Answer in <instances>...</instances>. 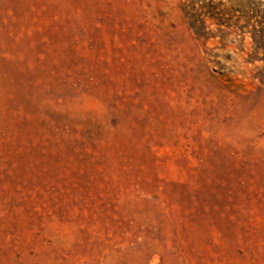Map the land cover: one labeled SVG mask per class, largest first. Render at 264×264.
<instances>
[{
	"label": "rangeland",
	"instance_id": "obj_1",
	"mask_svg": "<svg viewBox=\"0 0 264 264\" xmlns=\"http://www.w3.org/2000/svg\"><path fill=\"white\" fill-rule=\"evenodd\" d=\"M0 264H264V0H0Z\"/></svg>",
	"mask_w": 264,
	"mask_h": 264
},
{
	"label": "clouds",
	"instance_id": "obj_2",
	"mask_svg": "<svg viewBox=\"0 0 264 264\" xmlns=\"http://www.w3.org/2000/svg\"><path fill=\"white\" fill-rule=\"evenodd\" d=\"M231 39H236L235 37H232ZM210 47L212 46V44L209 45ZM228 51L237 58H241L243 54H241L239 52V49L236 46H232L228 49Z\"/></svg>",
	"mask_w": 264,
	"mask_h": 264
},
{
	"label": "trees",
	"instance_id": "obj_3",
	"mask_svg": "<svg viewBox=\"0 0 264 264\" xmlns=\"http://www.w3.org/2000/svg\"><path fill=\"white\" fill-rule=\"evenodd\" d=\"M209 17L212 19L213 17H212V15H209ZM192 18V17H191ZM191 28L193 29V30H195L196 31V29L198 30V26H196L194 23H192L191 22Z\"/></svg>",
	"mask_w": 264,
	"mask_h": 264
}]
</instances>
